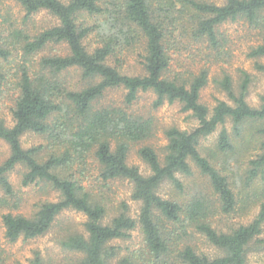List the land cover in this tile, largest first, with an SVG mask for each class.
<instances>
[{"label":"trees","instance_id":"1","mask_svg":"<svg viewBox=\"0 0 264 264\" xmlns=\"http://www.w3.org/2000/svg\"><path fill=\"white\" fill-rule=\"evenodd\" d=\"M13 1L25 11V27L32 16L41 12L55 17L57 24L34 33L11 24L7 36L0 30V58L7 60L17 46L26 56L38 54L52 44L65 45L67 53L42 57L36 70L22 69L17 81L14 125L9 127L0 121V140L10 147L9 157L0 164V192L5 195L1 202L8 204L16 196L9 174L17 166L25 169L24 187L43 183L60 196L56 202H42L30 217L3 214L7 240L14 243L21 238L44 236L62 212L75 210L87 218L86 234L72 230L60 244L82 257L52 262L37 252L30 264H249L253 248L264 244V94L259 106L254 107L248 102L252 76L241 71V82L235 89L230 75L223 74L216 84L228 101L218 100L210 109L201 101V93L209 83V69L183 74L175 71L172 63L175 48L193 42L208 43L210 56L224 57L219 27L239 18L259 27L264 0H225L221 5L205 0ZM84 14L96 22H81ZM90 38H96V47L87 44ZM136 49H140L143 73H124L122 55ZM248 58L264 74V34ZM71 70L80 73L81 86L73 87L67 79ZM6 79L0 73V92ZM120 88L126 91L124 107L100 103L109 90ZM147 92L156 96L155 107L181 104L182 111L191 113L198 126L191 131L166 128L163 155L153 146H142L138 154L150 170L145 175L128 163L129 151L131 144L154 137L156 123L154 119L128 114L127 109L140 93ZM229 119L236 136H242L245 125L255 132L243 137L241 148L257 151L249 161L245 188L257 186L255 198L260 210L251 222L225 231L215 227V216L205 198L195 195L187 201L166 199L160 189L169 182L182 192L178 175H191L194 163L208 177L223 214L236 211L239 198L229 177L216 164L218 157L213 155L211 160L201 153L202 140L219 127L222 129L216 152L237 151L225 127ZM30 132L47 137L51 148L47 158L42 155L44 145L29 149L22 146V137ZM90 156L99 164L103 181L121 179L133 185L132 199L141 203L137 218L130 215V207L124 202L109 217L113 208L109 197L103 190L95 192L76 176L74 166L84 164ZM138 228L142 241L136 248L113 245L115 241L131 240ZM194 233L220 253H199L192 244ZM3 262L0 260V264Z\"/></svg>","mask_w":264,"mask_h":264},{"label":"rangeland","instance_id":"2","mask_svg":"<svg viewBox=\"0 0 264 264\" xmlns=\"http://www.w3.org/2000/svg\"><path fill=\"white\" fill-rule=\"evenodd\" d=\"M205 1L219 5L225 2V0ZM24 18L25 11L21 5L13 0H0V30L5 32L4 36L9 35V26L11 24L15 25L14 28L28 29L32 33L42 31L45 28L57 24V19L47 12H41L32 16L27 27L23 25ZM80 19L81 22L84 20L90 24L96 22L95 18H90L89 15L85 14ZM219 28V32L223 35L222 44L226 52L224 57L216 58L210 56V52L206 49L208 43L200 44L193 42L190 45L185 44L184 46L175 48L172 63L173 69L183 74L190 72L197 74L203 67L209 69V83L201 93V101L210 109L217 104L218 100L228 101L227 95L217 86L216 79L222 77L223 74H228L233 80L235 89H238L242 77L241 71H247L252 76L248 102L252 106L258 107L260 97L264 94V74L259 73L255 69L254 61L248 58V53L251 48L262 42L264 17H262L259 27H252L248 21L239 18L236 21L226 22ZM87 44L96 47V38H90ZM139 51L140 49H136L122 55L124 61L122 71L124 73L132 75L143 73L140 65L141 58L139 57ZM11 53V56L7 60L0 58V73L7 77L0 92V121L5 122L9 127L14 125L13 109L19 95L17 81L22 73V69L29 67L32 71L33 69L36 70L42 57L57 53L65 54L67 51L65 45L52 44L42 52L32 56H26L20 46L12 48ZM262 62L264 63V59H262ZM67 79L69 81L71 80L70 83L73 87L78 86L81 81L80 73L71 70L68 72ZM125 95L126 91L123 88L111 89L106 93L100 103L107 106L124 107ZM155 100L156 96L152 92L140 93L137 101L127 109L128 114L154 119L156 123L154 137L146 142L131 144L129 151L128 163L138 167L145 175L149 174L150 170L138 154L142 146H153L163 155L165 146L167 145V139L164 134L166 128L175 126L181 130L191 131L198 126V121L191 116V113L182 111L181 104L165 103L160 107H155ZM225 127L237 151L234 154L216 152L217 139L222 129V127H219L211 136L202 140L201 153L210 159L213 155L218 157L216 164L222 169L223 174L229 177L234 191L239 198L236 211L230 215L223 214L219 208V201L213 192L208 177L203 175L194 163H191V175H178L179 180L183 184L182 192L176 189L173 184L165 182L160 189V195L166 199L179 201H187L195 195L202 199L205 198L212 208L213 216H215L213 217L215 227L226 231L229 227L251 222L259 212L260 204L257 198H255L257 186L245 188L249 161L257 151L241 148L244 142L243 137L248 138L250 135H254L255 132L249 125H245L242 136H236L230 119ZM21 142L25 149L44 145L45 149L42 152L43 158H47L51 150L47 137L35 133H26L22 137ZM9 155V145L5 141L0 140V164ZM73 171L76 172L78 178H83L82 181L85 185L91 186L97 193L103 190L105 195L109 197L113 205V208L111 207L109 212V217L116 213V209L120 207L122 202L129 205L130 215L132 217H138L141 203L132 199L133 185L129 181L121 179L108 182L103 181L99 177V164L93 156L87 158L84 164H76ZM24 174L25 169L23 166H17L9 174V180L16 195L15 198H10L12 199L10 203L3 204L1 202L5 195L3 192H0V260L4 261L3 264H30V260L37 252L41 253L46 260L52 262L55 260L66 262L81 258L82 254L64 250L60 244L62 237L66 236L72 230L79 231L82 234L85 233L84 223L87 218L83 213L75 210L62 212L51 230L44 236L29 240L21 238L14 243H10L7 240L5 237V228L2 224L3 214L13 212L14 214H23L30 217L37 211L38 205L42 202H56L60 198L59 193L45 186L43 183L24 187L22 185ZM258 182H260V179ZM261 239L264 242V232L261 235ZM141 241L142 235L140 228H138L133 232L131 240L126 243L115 241L113 245H120L123 248H136ZM192 244L193 246L195 245L199 253H206L210 256L220 253L199 234H193ZM248 261L249 264H264V244L262 247L253 248V251L249 254Z\"/></svg>","mask_w":264,"mask_h":264}]
</instances>
